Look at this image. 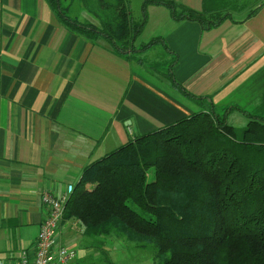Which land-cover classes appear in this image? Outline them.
I'll return each mask as SVG.
<instances>
[{
    "label": "crops",
    "instance_id": "crops-1",
    "mask_svg": "<svg viewBox=\"0 0 264 264\" xmlns=\"http://www.w3.org/2000/svg\"><path fill=\"white\" fill-rule=\"evenodd\" d=\"M173 1L202 11L203 0ZM233 1L203 30L163 5L144 15L141 0L137 49L163 43L119 55L71 31L47 0H0V261L16 264L34 247L43 193L65 195L83 167L133 137L212 109L237 129L248 122L242 112L264 119V0H213ZM172 62L183 90L164 75ZM78 228L61 220L58 241L74 239L80 257Z\"/></svg>",
    "mask_w": 264,
    "mask_h": 264
},
{
    "label": "trees",
    "instance_id": "trees-1",
    "mask_svg": "<svg viewBox=\"0 0 264 264\" xmlns=\"http://www.w3.org/2000/svg\"><path fill=\"white\" fill-rule=\"evenodd\" d=\"M47 2L71 31L102 40L119 55L163 43L153 39L137 49L144 22L132 17L128 0H81L99 25L79 22L61 0ZM150 3L203 30L237 8L236 1L223 8L203 0L199 12L173 0H144V15ZM172 65L164 75L175 84ZM242 114L248 122L237 129L225 113H195L133 137L83 167L62 221L78 223L82 247L92 251L71 264H114L106 245L112 238L153 264H264V119Z\"/></svg>",
    "mask_w": 264,
    "mask_h": 264
},
{
    "label": "built area",
    "instance_id": "built-area-1",
    "mask_svg": "<svg viewBox=\"0 0 264 264\" xmlns=\"http://www.w3.org/2000/svg\"><path fill=\"white\" fill-rule=\"evenodd\" d=\"M72 191V187L63 196L47 192L41 196L47 208V216L40 224L34 247L20 253L16 264H71L78 257L76 247L61 244L58 232L63 217V204ZM32 251V252H31ZM0 264H11L0 261Z\"/></svg>",
    "mask_w": 264,
    "mask_h": 264
},
{
    "label": "rangeland",
    "instance_id": "rangeland-1",
    "mask_svg": "<svg viewBox=\"0 0 264 264\" xmlns=\"http://www.w3.org/2000/svg\"><path fill=\"white\" fill-rule=\"evenodd\" d=\"M131 6V12L132 17L134 19L141 18V12H140V1L141 0H128ZM62 6L69 5L73 9L68 10V14L72 16L73 18H79L80 22H89L91 24H97L99 25V20L93 16L91 13L87 12V9L84 5H82L81 0H61ZM71 3V4H70ZM81 5V6H80ZM72 10V11H71ZM154 19V16H153ZM152 26L148 27L146 31L143 32V34L150 35L151 32H153L156 29V26L154 22H151ZM63 226V225H62ZM76 234V232L74 233ZM74 238H76L75 243L79 244V254L81 256L84 255L85 249L83 248V244L85 242H82V237L79 235H74ZM79 242V243H77ZM110 243H106V245L109 246V257L112 259L111 261L114 262V264H153L149 256L142 255L139 253H135L133 250H130L128 245L123 242L122 240L118 239H110ZM71 247H76L74 244V239L68 244ZM83 246V247H82ZM92 250L89 251V253ZM88 253V254H89ZM99 252L94 251V257H98ZM100 261L98 259H94L93 261H83L82 264H98ZM104 263V262H102Z\"/></svg>",
    "mask_w": 264,
    "mask_h": 264
}]
</instances>
